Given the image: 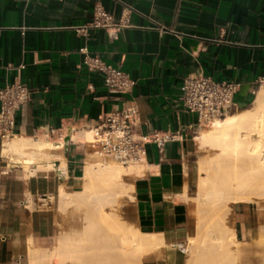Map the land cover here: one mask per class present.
Here are the masks:
<instances>
[{"label": "crops", "instance_id": "crops-1", "mask_svg": "<svg viewBox=\"0 0 264 264\" xmlns=\"http://www.w3.org/2000/svg\"><path fill=\"white\" fill-rule=\"evenodd\" d=\"M95 3L130 26L115 36L105 29L78 33ZM87 57L127 74L132 90L108 89L101 73L87 69ZM198 73L238 84L236 111L252 103L264 82V0H0V88L19 84L30 93L16 113L13 137L65 141L53 164L25 170L3 154L0 140V264H59L43 256L57 247L60 189L78 192L92 155L83 132L130 104L138 110V136L166 138L145 144L131 183L133 227L157 243L140 264H185L195 228L198 127L182 107L181 85ZM46 164L52 168L37 169ZM231 209L237 259L258 264L264 202H235Z\"/></svg>", "mask_w": 264, "mask_h": 264}, {"label": "bare ground", "instance_id": "bare-ground-1", "mask_svg": "<svg viewBox=\"0 0 264 264\" xmlns=\"http://www.w3.org/2000/svg\"><path fill=\"white\" fill-rule=\"evenodd\" d=\"M67 133L69 136L70 129H67ZM91 133L92 132L89 130L83 132L82 139L87 144L92 143ZM70 139L71 141H76L78 140V137L71 135ZM196 140L201 147L208 146L219 150L215 158L208 161H199L197 169L199 173L205 172L206 177L201 174L199 175L197 183L198 199H205L207 196V201L205 200L203 203L211 208H216L222 203H224L225 206L227 202H252L258 197L260 199L261 195L264 194V156L260 155L262 149L259 154H254L258 150L254 153L253 151H255L254 148L264 146V82L255 93L250 109L227 114L222 119H215L211 122L210 129L201 131L196 137ZM64 144L65 142L62 138L60 141L53 142L48 137L32 139L19 136L4 141L2 152L5 156L18 155L34 158L33 163L25 162L23 164L24 169L28 170L37 162L47 161L49 154L46 150L58 151L63 148ZM240 145L244 146L241 152L237 151V147ZM50 156L52 157L53 155ZM94 156V153H92L91 158L89 157L90 160H88L84 166L83 175L81 177V190L74 193H65L60 189L59 205L67 206L72 203L82 205L91 202L92 204L90 205H92V208L88 213L89 220L86 219V223L90 224L88 227L93 226L94 228L92 227L91 230H95V226L99 225V218L102 217L106 226V231L103 238H101L103 239L104 244L106 242L109 245L108 248L118 254H121L122 252V254H124V249H127L128 247L133 251L127 258L129 262L128 264H140L142 255L152 247L156 246L157 243L150 239H145L136 229L133 231L128 226H122L121 220L116 214L117 207L120 204L119 198L122 195L125 196V194L122 193L119 184L122 174L135 175L137 172L139 173L138 170L140 167L139 165H129L124 167L114 158L111 159L118 164H100L93 160ZM13 161L18 162L16 159ZM49 168H52V166L47 165L37 167L38 170H47ZM59 170L64 169L63 167H60ZM225 173H228L227 176ZM220 175L221 177L219 178ZM218 179L221 182V188H217ZM129 194H127V197ZM226 208L230 210L229 206ZM203 218L204 216L201 218L200 215L197 217V227L198 225L202 226L205 234L200 237V228L198 229L199 232L191 235L189 240L191 241L190 243H192V246L196 243H201L203 237L209 234V228L215 223V220ZM98 228L99 227H97L96 230ZM90 233L88 234L89 236ZM228 235L232 239V243H235V235L232 229L229 231ZM89 236L88 238L86 235L84 237L78 235L76 238L69 235L59 237L56 250L51 251L48 256L44 255V260H50V258L58 257L66 252H68V255L70 256L72 254L71 252L77 251L76 248L81 245L83 246L84 243L81 244V242H88L87 239H90L89 241L91 244L93 243ZM83 238H85L86 241H82ZM95 239L96 238H94V240ZM214 239L223 240V237L220 235ZM93 245H97L96 242H94ZM100 247L101 246H99V248ZM102 250L104 249L102 248ZM105 251L107 252V249ZM75 252H73V254ZM72 256L74 257V255ZM112 256L113 255L111 254V258ZM258 264H264V260Z\"/></svg>", "mask_w": 264, "mask_h": 264}, {"label": "built area", "instance_id": "built-area-1", "mask_svg": "<svg viewBox=\"0 0 264 264\" xmlns=\"http://www.w3.org/2000/svg\"><path fill=\"white\" fill-rule=\"evenodd\" d=\"M129 26L126 18L116 20L100 4L95 3L90 22L76 27V31L87 36L89 29H105L109 32V36H115L121 29ZM156 28L159 32L164 31V27L159 24ZM84 51V49L80 50L82 53H85ZM84 64L89 71L101 73L105 86L112 91L126 94L134 86V82L127 74L105 64L99 58L87 57ZM181 91L182 107L187 113L195 116L198 128L209 126L215 119H222L236 111L234 98L239 91V85L234 82L215 81L209 76L198 73L189 75L183 80ZM29 97V91L19 84L0 88L1 141L13 137L16 113L28 102ZM137 121L138 110L134 104L104 114L100 122L91 129L93 148L100 156L114 158L122 166L141 162L145 155V144L159 145L166 138L159 137L158 133L138 136Z\"/></svg>", "mask_w": 264, "mask_h": 264}, {"label": "rangeland", "instance_id": "rangeland-1", "mask_svg": "<svg viewBox=\"0 0 264 264\" xmlns=\"http://www.w3.org/2000/svg\"><path fill=\"white\" fill-rule=\"evenodd\" d=\"M262 84L263 83H261L257 86V88L255 89V93L257 92V90L260 88V86ZM255 93L253 95V99H254ZM253 99H252V102H253ZM251 106H252V103L245 109H250ZM239 111H241V110H239ZM239 111H234L231 114L239 112ZM209 129H210V125L198 128L196 136H198L201 131H205V130H209ZM66 132H67V130H66ZM92 136H93V134L91 133V140H93ZM195 142H196V146H197L196 152H195V166H196V168H198L197 166L199 165V161H208V160L215 158V156L219 152V150L217 148L214 149V148H210L208 146L201 147L197 140ZM87 145L90 148L93 147L92 144H87ZM243 147H244L243 145L238 146L237 151L241 152L243 150L242 149ZM261 149H262V152H261ZM254 150L255 151H253V153L258 150L254 154H259L261 152L260 155L264 156V146L254 148ZM46 152L49 154V158H47V162L48 161L51 162L54 158H56V157H51L50 155L55 156L57 150H46ZM92 153H94V155H95L93 160L97 163H100V164H106V163L118 164L117 162H115L111 158H105L103 156H100L94 148L92 150ZM12 156H13V160L16 159L18 162H21L22 164H24L25 162L26 163L27 162L28 163L34 162V160H33L34 158H30V157H26V156H18V155H12ZM129 165H137L138 166L137 163L136 164H129ZM124 167H127V166H124ZM197 171H198V169H197ZM198 174L199 175L201 174L202 176L206 177L205 172L199 173V171H198ZM225 174L227 176L228 173H225ZM220 177H221V175L219 176V178ZM132 179H133V175L122 174V177H121V180L119 181V184L121 186L122 193L125 194V196L122 195L119 198L120 204L117 207V211H116L117 213L116 214H117V217L121 220L122 226L123 225L128 226L134 231L133 211H132V207H131V194H129V193H131ZM80 182L82 183V181H80ZM217 183H218L217 188H221L220 187L221 182L219 181V179H218ZM81 186H82V184H81ZM80 190H81V187L77 191H80ZM127 194H129L128 197H127ZM193 195H194L193 196V202H194L193 204H194V216H195L194 233L199 232L198 229L201 228L200 229V237L205 234L204 230L202 229L203 228L202 226L198 225V227H197V224H198L197 217L199 215L201 216V218H202V216H204V218H207V219L210 218L212 220H215V223L209 228V234L203 237V240L201 243H196L195 245L192 246V243H190L191 241L190 240L187 241V243L185 245V251H186V262H185V264H234V263L235 264H241V260L237 259L236 244L232 243V241H231L232 239L228 235L229 231L232 229V219H231V210L232 209L231 208L235 202H227L225 204V206H224V203H222L223 205L220 204L216 208H211V207H209L203 203V201H205V200L207 201V199H206L207 196L205 199L204 198L198 199V197H197V186L194 190ZM59 200H58L56 207H55V212L57 215L58 237L54 241L52 247H54L56 245L58 238L63 236V235H69L73 238L74 237L76 238L78 235H82V237H84L86 235V237L88 238V236H89L88 234L90 232H91L90 233L91 237L89 236V238H91L93 243L96 242L97 245H93V243L91 244V242L89 241L90 239L86 238L88 240V242H81V244L84 243L83 246L81 245L78 248H76L77 251L76 252L73 251V252H75L74 254H73V252H71L72 254L69 256L68 252H66V253L59 255L58 257L56 256L57 258L52 257V258H50V260L51 259L58 260L59 264H128L129 263L127 258L133 252L131 249H129L127 247V249H124V254H122L123 252L121 254H118L117 252H113L111 249H109L108 248L109 245L106 242L104 244L103 239H101V238H103V235L106 231V226H105V223L103 222L102 217L99 218V220H100L99 225L95 226L96 228L99 227L97 230H96V228H95V230L93 229L94 231L91 230L93 226L88 227L90 224L86 223V219H88V217H89L88 213L90 212V210L92 208V205H90V204H92L91 202L90 203L89 202L84 203L82 205H77V204L72 203V204H68L67 206H60ZM254 200L257 202H264V194L261 195L260 199L258 197ZM254 200L252 202H255ZM200 202H202V203H200ZM228 206L230 207V210L226 208ZM198 213H199V215H198ZM117 217H116V219H117ZM219 231H220V233H219ZM220 235H221V237H223V240H221V239L215 240L214 239V238L219 237ZM98 236H99V240H98ZM94 238H96L98 241L96 239L94 240ZM101 240H102V242H101ZM82 241H86L85 238H83ZM99 241L101 242V244ZM79 245H80V243H79ZM98 245L101 247L99 248ZM96 246H98V247H96ZM190 246L192 247V249ZM90 247H91V249H90ZM102 248L104 250H102ZM105 248L107 249V252L105 251L106 250ZM84 253H85V255H84ZM111 254L113 255L112 258H111ZM72 255H74V257ZM79 257H80V259H79ZM261 261L262 260H260L259 262H261Z\"/></svg>", "mask_w": 264, "mask_h": 264}]
</instances>
